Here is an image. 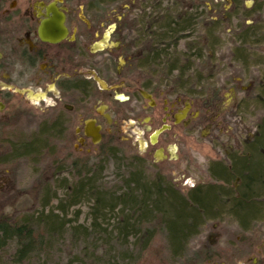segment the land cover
Instances as JSON below:
<instances>
[{"label": "flooded vegetation", "instance_id": "af4514ba", "mask_svg": "<svg viewBox=\"0 0 264 264\" xmlns=\"http://www.w3.org/2000/svg\"><path fill=\"white\" fill-rule=\"evenodd\" d=\"M117 1L0 0V140L8 128L40 126L45 134L43 155L47 157L49 129L54 130L53 137L57 138H63L65 131L71 129L70 137L61 140L62 159L74 157L80 161H94L100 143L124 133L126 139H134L137 156L145 168L157 175L170 176L177 192L188 197L193 191L215 187L221 190L222 204L233 208L232 199L243 200L247 196L241 193L244 177L231 173L227 178H220L218 184H208L214 174L213 164L209 163L208 181L195 182L194 134L196 129L203 138L223 135L229 138L224 158L219 160L224 171L232 170L233 161L238 158L253 160V146L260 138L261 120L255 121V131L237 146L232 135L239 123L235 116L239 117L241 111L236 101L243 77L241 73L250 65L258 64L248 49L264 45L260 38L264 32L256 25L252 26L260 17L264 0H236L235 9L232 7L234 1L226 0L230 2L229 10L223 5L219 10L214 8L215 13L209 20L217 21V24L211 29L210 43L205 40L207 35L206 38L202 36L203 45L209 43L208 46L219 48L215 36L219 35L221 24L230 15L237 21L233 29L224 26L230 30L232 39L228 52L219 55L212 68H208V64L204 68L213 76L212 72H218L224 60L231 69V79L224 78V87L220 85L214 89L209 86L204 90L207 97L215 99H206L201 108L195 107L193 100V95L200 96V93H195L194 88L190 91L189 82L181 86L170 84L167 88L156 82L145 83L147 43L142 33L145 26L136 18L141 11H135L139 8L135 0L129 8H122ZM230 10L232 12L228 14ZM61 19L65 34L54 41L47 39L44 32L57 31ZM205 28L191 31L192 36L204 34ZM210 54L213 53L208 52ZM227 58L230 61H226ZM96 79H100L102 86ZM253 82L257 85L252 86ZM262 88L263 75L251 76L248 87H241V90L244 94L251 91L252 96H261ZM86 128L98 129V142L92 141ZM122 128H127V132ZM140 139L144 143L142 151L138 148ZM2 141L12 142L7 136ZM258 203L260 213L246 221L240 220L234 211L215 210L217 205L212 204L204 224L212 226L207 234L210 243L215 246L217 240L222 241L223 248L207 246L182 250L176 264L181 260V264H264V240L258 242L257 230L251 229L256 223L264 228V195ZM186 204L192 205V202ZM225 218L242 231L235 237L239 248L229 241L233 231L222 229L212 233L217 226L228 223ZM261 235L263 238L264 233ZM186 253L197 254V257L185 259Z\"/></svg>", "mask_w": 264, "mask_h": 264}, {"label": "trees", "instance_id": "16d2710c", "mask_svg": "<svg viewBox=\"0 0 264 264\" xmlns=\"http://www.w3.org/2000/svg\"><path fill=\"white\" fill-rule=\"evenodd\" d=\"M164 1L170 2V5L162 6ZM196 1L199 0H135L137 7L142 8L136 18L141 19V24L145 26L142 30L147 43L145 66L166 70V75L176 71L177 84L180 86L184 79H189L186 74L194 60H203L214 49L208 44L212 39L211 29L217 21H204V17H199L197 9L193 8ZM233 1L232 7L235 9L237 1ZM147 7L150 10L146 12ZM205 26L204 34L192 36L191 31L197 27L201 30ZM202 36H205L208 44H202ZM181 40L184 41L185 51L173 58L171 51L176 49ZM259 128L260 138L254 143L251 162L238 158L233 161L232 170L226 171L220 166L221 163L213 164L214 174L212 182L208 184H218L220 178H227L231 173H239L244 177L245 186L241 193L247 196L243 200L232 199L233 208L222 204L221 190L215 187L196 190L188 194L189 198L185 197L173 188L170 178H166L168 176L157 175L153 171L152 174H144L145 166L141 158L132 156L128 159L130 162L122 157L116 158L115 150L107 145L99 150V156H104L103 160L112 157L124 166L123 173H118L113 185L101 182L104 168L101 161L96 160L98 154L94 163L86 159L72 162L70 180H57V187L63 188L64 193L59 197L56 208L66 213L69 207L83 200L89 203V225L73 224L67 228L71 243L83 244L78 255L82 264H138L139 261L134 260L143 256L142 252L150 247L158 234L161 235L160 245L167 253L158 250L154 261L143 260L144 257L140 263L173 264L183 254L180 251L185 250L190 239L198 234L201 224L208 219L212 204L217 205L214 209L218 211H234L240 220L256 217L260 213L258 202L264 190L263 121ZM40 132L31 140L1 142L0 145L5 147L0 150L7 148V152L4 157L0 156V163L43 155L45 134L43 130ZM85 160L89 161L88 166ZM55 163L53 160L50 166L51 178L62 172ZM51 185H46L41 177L34 181V197L38 199L36 204L40 208L38 212L35 210L37 206H34L30 213L16 219L0 213V264H30L32 260L37 263L41 255L43 258L48 256L53 245L63 236L62 228L67 224L57 218L58 215L52 210L45 212L49 200L56 196V192L50 189ZM188 201L192 205H187ZM209 242L204 245L211 247ZM86 251L91 252V256L88 254L86 257ZM194 256L197 257V254L185 259Z\"/></svg>", "mask_w": 264, "mask_h": 264}, {"label": "rangeland", "instance_id": "374dc122", "mask_svg": "<svg viewBox=\"0 0 264 264\" xmlns=\"http://www.w3.org/2000/svg\"><path fill=\"white\" fill-rule=\"evenodd\" d=\"M245 0H242L244 2ZM119 4H122V8L124 7H130L132 4V0H118L117 1ZM226 0H199L196 1L195 7L197 10V14L199 17H204V21L209 20L211 18V14L215 13L214 8L219 10V6L221 7L222 5L226 10H229L230 2H226ZM220 3V5H218ZM262 4V3H261ZM167 6L170 5V2L164 1L162 6ZM213 5H216L213 7ZM131 9V8H130ZM133 10V9H132ZM147 10H150L149 7H147ZM135 11L140 12L142 11V8H137ZM127 13V12H126ZM230 18V20H229ZM236 19L233 18L231 15L230 17L228 16V20H226L225 23L221 24L220 26V31L219 35L216 34L215 39L217 41V46L219 48H214L211 53H213L212 56H208L207 54L204 56L205 58L203 60H194V63L192 65V68L187 72L186 76L188 80L184 79V83L189 82V89L190 91L192 88L196 89L195 93H200V96L193 95V100L195 107H203V102L206 99H215V97H207L203 91L208 89L210 86L211 88L217 89L220 88V85L224 87L225 81L224 78L231 79L229 76V73L231 69L229 66L225 63V61H221L220 63V69L218 72H212L213 76H211V73L208 71L206 72L204 66L208 64L209 67H213L215 62L219 60V55L226 54L228 52V48L231 47L232 45V39L231 35H229L230 30H228V27L231 29L234 28V25L236 24ZM246 23H250L247 22ZM243 23V22H241ZM228 25V27L224 28V26ZM256 25L257 29H262V32H264V7L262 8L260 17L258 18V21L252 24V26ZM223 29V30H222ZM198 30V27H197ZM195 34L197 32H194ZM260 38L262 39L261 41H264V36L260 35ZM257 49V50H255ZM185 51L184 43L183 41L178 43V46L176 47L175 50L171 51V56L177 57L179 54ZM248 52L252 53V56L254 60H256L257 66H252L250 65L249 69L247 71H244V73H241L242 80L240 83L239 87V92H237L236 95V101L239 104L240 107V115L239 117L235 116V120L238 121V127L236 128L234 134L232 137L235 139V144H239L241 140H244L247 138L248 134L255 131V121L256 120H261L264 122V93H262L261 96H252L251 91L249 94H247L244 91L241 90L245 89L248 87V84L250 82V77L251 76H257L261 77L263 75L264 77V45L255 48L251 47L248 49ZM209 57V58H208ZM226 61H230L229 58L226 59ZM236 64V63H234ZM202 65V66H201ZM202 69V70H201ZM166 70H160L158 67H153L152 69H149L145 66V74H144V79L145 83H150V82H156L160 84L162 87L167 88V85L172 84L177 85V76L176 72L172 71L171 74L166 75ZM186 81V82H185ZM182 82V83H183ZM193 82V83H191ZM253 85H257V82H253ZM260 86L262 84H259ZM195 86V87H193ZM169 88V87H168ZM193 89V90H194ZM252 90V87H251ZM262 90H264L262 88ZM227 94V93H226ZM261 94V93H260ZM259 94V95H260ZM203 95V96H201ZM49 129V128H48ZM134 131H137V128L132 127ZM122 130H125L127 132V128H122ZM73 130L69 129V132L72 133ZM5 133L1 134V137L4 139L5 136L10 138L12 142H16L17 140L25 141V140H30L34 139V136L38 135L40 132V126L39 127H31L27 128L26 126H16L12 128L6 129L4 131ZM68 131H65V134L63 135V138L65 137L68 139L70 137V133ZM49 140H48V147H49V156L45 155H40L39 157L37 156L36 158H15L7 163H0V213H3L4 216L8 218H18L21 217L25 213H30L31 209L34 206H37L36 202H38V199H35L34 197V192H33V186H34V181L37 179V177H41L46 185H51L50 189L54 190L56 192V196L52 197L49 200L48 206L45 208V212H48L50 210L53 211V213L57 214V218L63 219V221L67 224L65 227L62 228V237L53 245L52 251L43 258L41 255L39 258V261L37 263H34V260L30 261V264H82V262L79 260L81 257L78 256L83 244H72L70 241V234L69 226H72L73 224H78V225H83V226H88L89 221H90V215L88 212L89 208V203L86 200L81 201L80 203L73 205L68 208L66 213H61L59 210H57L56 206L58 203L59 197H62L64 193L63 188L57 187V183L59 181L57 180H62L61 178H66V180H70L71 178V170H73L72 167V162L74 161H80L79 159H76L74 157L68 158L66 160L62 159L60 154H64L60 150V144H62L63 138H57L53 137L54 135V130L49 129ZM146 133H143L142 135H145ZM5 135V136H4ZM55 139H53V138ZM126 136L124 133H118L116 134L115 138L112 140L104 141L100 143L97 146V161H101L102 166L104 168L103 173H102V181L103 183L113 185L115 184V181L118 177L119 174H122L124 171V166L121 165V162L118 160H115L112 157H107L105 160H103L102 157L104 156H99V150L104 146L107 145L108 147H111L115 150L116 152V158H123L125 161L130 162V159L132 156H137V149L136 145L133 142V140L126 139ZM30 138V139H29ZM3 139L0 140V142ZM229 143V138H226L224 135L221 136L220 138H203L200 137L197 134V131L195 129V134H194V143H193V179L196 181L204 180L208 181L206 177V172H207V164L212 163V164H219V160H223L224 158L223 153L224 149L228 146ZM264 146V144H262ZM3 146V147H1ZM4 145H0V149L4 148ZM7 148L3 151L0 150V156L4 157L6 155ZM60 150V151H59ZM138 157V156H137ZM55 161L57 163L56 166L60 170L62 169V172L59 174L53 176L51 178L50 176L52 175L51 173V163L52 161ZM86 161V160H85ZM87 162V166L89 165V161ZM91 162H95L91 160ZM118 168H120L118 170ZM144 174L149 175L152 174L151 170H147L145 167L143 168ZM120 172V173H119ZM119 173V174H118ZM57 177V178H55ZM170 178V176L166 177ZM171 180V178H170ZM51 182V183H49ZM264 195V190L261 191ZM51 194V193H50ZM41 200V199H40ZM37 212L40 210L39 206L35 208ZM225 221H228L227 218H225ZM111 222V221H109ZM257 230V240L260 242L261 240H264V237L262 238L261 233H264V228L261 227L260 223H256L251 227V229ZM210 229H212V226L210 224L205 225L204 223L201 224V227L198 231L200 233L199 235H194L190 241L188 242L187 247L185 250H196V249H203L201 246H204V248L207 247V245H204L205 242H209L210 240L208 239L207 234L210 232ZM225 229L228 232L233 231V237L229 240L230 242L233 243L234 247L239 248V243L235 242V237L240 236L242 231L239 229H236L234 224L232 223H225L219 226H217L212 233H217L218 231ZM249 234V233H248ZM211 239L214 238L213 235L210 236ZM216 238V237H215ZM193 239V240H192ZM209 240V241H208ZM161 243V235H155L153 238V242L150 245V247L145 251L142 252V255L139 260L135 259L134 262L139 261L138 264H145V263H140V259L144 258L143 260L147 261H154L155 260V253H167L165 249H162V244ZM210 244V242H209ZM211 245V244H210ZM222 241L219 243L217 240L215 242L214 248H223L222 246ZM159 250V252H158ZM10 251V250H9ZM134 253H137L136 251ZM88 254L91 256V252L86 251L84 255L88 257ZM186 257L191 256L190 253L184 254ZM191 258V257H189ZM183 261L179 262L180 264ZM177 262L174 261L173 264H176Z\"/></svg>", "mask_w": 264, "mask_h": 264}, {"label": "water", "instance_id": "95a60500", "mask_svg": "<svg viewBox=\"0 0 264 264\" xmlns=\"http://www.w3.org/2000/svg\"><path fill=\"white\" fill-rule=\"evenodd\" d=\"M59 26H60V28L58 27L57 31L56 30L53 31V32L50 31V30L45 31L44 32L45 37L47 39L51 40V41H54V40L57 39V37L63 36L65 34V28H64V26H62V19H61V21H59ZM96 80L102 86V83H101L100 79H96ZM142 94L144 95V93H142ZM97 130H98L97 128L96 129L93 128L91 130H88V128H86V134L89 135V136H91L92 141L94 143L95 142H98L99 139H100V135L98 134ZM138 148H139V151H142L143 150L144 143H143L142 140H139L138 141Z\"/></svg>", "mask_w": 264, "mask_h": 264}]
</instances>
